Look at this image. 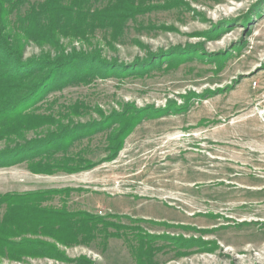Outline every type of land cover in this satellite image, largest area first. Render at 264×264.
<instances>
[{
	"label": "rangeland",
	"instance_id": "rangeland-1",
	"mask_svg": "<svg viewBox=\"0 0 264 264\" xmlns=\"http://www.w3.org/2000/svg\"><path fill=\"white\" fill-rule=\"evenodd\" d=\"M145 6L117 38L62 36L111 68L77 61L24 105L41 123L0 137V220L2 195L37 191L53 219L24 220L0 264H264V0Z\"/></svg>",
	"mask_w": 264,
	"mask_h": 264
},
{
	"label": "trees",
	"instance_id": "trees-1",
	"mask_svg": "<svg viewBox=\"0 0 264 264\" xmlns=\"http://www.w3.org/2000/svg\"><path fill=\"white\" fill-rule=\"evenodd\" d=\"M146 2L107 0L103 6L95 7L92 0H0V137L14 132L19 134L26 126L41 123L40 115L24 112V105L32 101L49 82L52 86V83L59 80L58 75L62 77L72 71L73 65L83 66L84 60L90 61V72L96 74H104L111 68L113 63L96 56L95 52L88 54L76 49L66 52L60 42L62 36L89 40L98 28L112 26L110 36L117 38L121 35L122 24L146 9ZM22 35L39 44H51L55 48V55L24 57V43L22 37H19ZM79 60H82L80 65L76 63ZM123 114H118L120 126L111 133L114 153L120 148L122 138L129 130ZM56 133L52 132L45 137L46 142L52 143L56 138L63 139L66 136L65 130L60 131V135ZM38 141L41 142L35 139L26 144L32 146ZM11 150L8 148L3 152L8 154ZM43 197L42 191L2 195L1 200L8 206L0 220V250L8 236L15 233L14 229L24 226L26 219L33 221L29 225L39 223L40 226L48 227L49 223L46 222L53 219L39 205Z\"/></svg>",
	"mask_w": 264,
	"mask_h": 264
}]
</instances>
